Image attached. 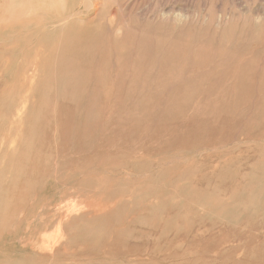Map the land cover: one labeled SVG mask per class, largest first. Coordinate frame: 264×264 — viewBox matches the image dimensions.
I'll return each instance as SVG.
<instances>
[{
  "label": "rangeland",
  "instance_id": "374dc122",
  "mask_svg": "<svg viewBox=\"0 0 264 264\" xmlns=\"http://www.w3.org/2000/svg\"><path fill=\"white\" fill-rule=\"evenodd\" d=\"M0 216V264H264V0H0Z\"/></svg>",
  "mask_w": 264,
  "mask_h": 264
},
{
  "label": "bare ground",
  "instance_id": "6f19581e",
  "mask_svg": "<svg viewBox=\"0 0 264 264\" xmlns=\"http://www.w3.org/2000/svg\"><path fill=\"white\" fill-rule=\"evenodd\" d=\"M14 1H15V0H14ZM86 1H88V0H86ZM90 2H91V1H90ZM94 5H95V4H94ZM92 6H93V5H92ZM95 7H96V6H95ZM69 16H70V15H69ZM14 25H15V24H14ZM10 33H11V32H10ZM10 33H9V34H10ZM9 34H8V36H11V35H9ZM11 34H12V33H11ZM5 36H7V35H5ZM226 60H227V59H226ZM31 62H32V61H31ZM36 65H37V64H36ZM29 69H30V68H29ZM28 71H29V70H28ZM50 101H51V100H50ZM22 109H23V108H22ZM25 115H26V114H25ZM23 120H24V119H23ZM24 124H25V123H24ZM40 134H41V133H40ZM11 135H12V134H11ZM11 137H12V136H11ZM11 137H10V138H11ZM8 138H9V137H8ZM13 139H14V138H13ZM15 140H16V139H15ZM4 152H5V151H4ZM73 207H74V206H73ZM77 209H78V208H77ZM78 211H79V210H78ZM0 217H1V216H0ZM64 217H66V216L64 215ZM67 217H69V216H67ZM0 219H1V218H0ZM66 219H67V218H66ZM1 220H2V219H1ZM59 221H60V219L58 220L57 223H59ZM60 222H61V221H60ZM1 224H2V223H1ZM5 224H6V223H5ZM59 224H60V223H59ZM60 225H61V224H60ZM58 226H59V225H58ZM55 227L58 228V227H57V224H56ZM56 230H58V229H56ZM60 230H61V229H60ZM56 232H57V231H56ZM60 232H61V231H60ZM60 234H61V233H60ZM61 235H62V234H61ZM58 236H59V235H58ZM46 237H47V236H46ZM49 237H50V235H49ZM61 237H62V236H61ZM59 241H61L60 238H59ZM51 242H52V241H51ZM42 243H43V242H42ZM48 243H49V241H48ZM57 243H58V242H57ZM54 245H55V244H53V246H54ZM57 245H58V244H57ZM57 245H56V246H57ZM24 246H25V245H24ZM42 246H44V245H42ZM47 246H48V248H49L51 245H50V246L47 245ZM53 246H52V248H50V249H53ZM45 247H46V246H45ZM54 247H55V246H54ZM43 248H44V247H43ZM47 250H48V249H47ZM47 250H46V251H47ZM44 251H45V249L43 250V252H44ZM61 251H62V250H61ZM61 251H60V252H61ZM50 252H52V251L50 250L49 253H50ZM62 254H63V252H62Z\"/></svg>",
  "mask_w": 264,
  "mask_h": 264
}]
</instances>
